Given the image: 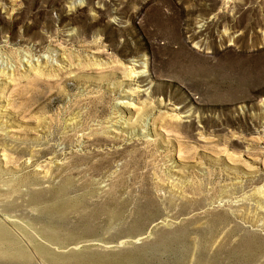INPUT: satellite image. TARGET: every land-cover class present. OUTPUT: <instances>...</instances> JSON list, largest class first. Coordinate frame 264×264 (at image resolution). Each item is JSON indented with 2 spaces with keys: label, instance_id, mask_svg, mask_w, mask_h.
Here are the masks:
<instances>
[{
  "label": "rangeland",
  "instance_id": "rangeland-1",
  "mask_svg": "<svg viewBox=\"0 0 264 264\" xmlns=\"http://www.w3.org/2000/svg\"><path fill=\"white\" fill-rule=\"evenodd\" d=\"M0 264H264V0H0Z\"/></svg>",
  "mask_w": 264,
  "mask_h": 264
},
{
  "label": "bare ground",
  "instance_id": "bare-ground-1",
  "mask_svg": "<svg viewBox=\"0 0 264 264\" xmlns=\"http://www.w3.org/2000/svg\"><path fill=\"white\" fill-rule=\"evenodd\" d=\"M248 220H249V219H248ZM249 221H250V223H252L251 220H249ZM252 234H253V233H252ZM254 234H255V233H254ZM256 235H257V234H256ZM251 237H253V236H251ZM251 242H252V241H251ZM244 244H245V243H244ZM255 245H256V244H255ZM255 245L253 246V248L255 247ZM253 248H252V249H253ZM256 248H257V247H256ZM249 249H251V248L249 247ZM246 250H247V249H246ZM253 250H255V249H253ZM257 250H259V249H256V251H257ZM248 251H249V250H248ZM248 251H247V252H248ZM248 253H249V252H248ZM261 254H263V253H261ZM257 255H258V254H257ZM259 255H260V253H259ZM248 256H249V255H248ZM257 259H258V258H257Z\"/></svg>",
  "mask_w": 264,
  "mask_h": 264
}]
</instances>
